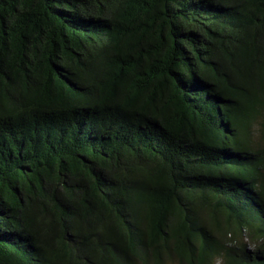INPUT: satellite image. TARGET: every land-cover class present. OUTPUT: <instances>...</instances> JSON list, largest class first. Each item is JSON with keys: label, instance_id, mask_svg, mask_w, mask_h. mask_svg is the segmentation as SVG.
<instances>
[{"label": "trees", "instance_id": "obj_1", "mask_svg": "<svg viewBox=\"0 0 264 264\" xmlns=\"http://www.w3.org/2000/svg\"><path fill=\"white\" fill-rule=\"evenodd\" d=\"M216 255L264 264V0H0V264Z\"/></svg>", "mask_w": 264, "mask_h": 264}, {"label": "rangeland", "instance_id": "obj_2", "mask_svg": "<svg viewBox=\"0 0 264 264\" xmlns=\"http://www.w3.org/2000/svg\"><path fill=\"white\" fill-rule=\"evenodd\" d=\"M214 258H215L214 264H223V256L222 255H216ZM172 264H174V262Z\"/></svg>", "mask_w": 264, "mask_h": 264}]
</instances>
